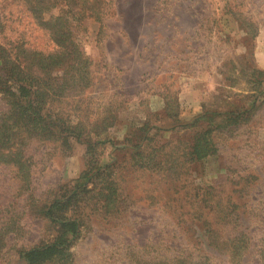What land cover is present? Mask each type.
I'll list each match as a JSON object with an SVG mask.
<instances>
[{"label": "rangeland", "instance_id": "obj_1", "mask_svg": "<svg viewBox=\"0 0 264 264\" xmlns=\"http://www.w3.org/2000/svg\"><path fill=\"white\" fill-rule=\"evenodd\" d=\"M81 5L100 12L69 23L87 74L54 22L70 0H0V70L16 59L38 80L47 122L16 128V88L0 85L12 144L0 151V264L52 243L59 225L43 210L106 165L112 199L71 207L79 234L37 264H264V0ZM214 70L217 99L179 117V93L209 86ZM213 111L222 118L203 115ZM206 127L216 152L190 161Z\"/></svg>", "mask_w": 264, "mask_h": 264}, {"label": "trees", "instance_id": "obj_2", "mask_svg": "<svg viewBox=\"0 0 264 264\" xmlns=\"http://www.w3.org/2000/svg\"><path fill=\"white\" fill-rule=\"evenodd\" d=\"M70 1L72 2V6H70V8L67 10V14L70 17L57 16L54 22L56 23V25L58 24L57 30H62V34H59V36L63 35L64 40H67L70 44H72V50L75 54L76 62L82 64V73H85L87 70V60L83 58L80 51L75 48L76 45H74V43L70 39V31H68V29H70L69 23H71V25L77 24L83 18L91 17L93 15L97 16L100 12L92 9V6L86 7L81 5L83 3H90L91 0ZM122 30L125 32V36H129V33L126 29ZM0 57L3 58L5 63L7 57H3L2 55H0ZM6 62L8 63L9 60H7ZM17 62L18 61L16 59L11 61L10 66L8 68L7 66L6 68H4L6 69L5 73H2V71L0 70V73L4 76L3 77L0 74V85L4 88H6V86L10 87V85L7 84L8 82H11V86L15 87L16 91L18 92H8V94L13 96V104L15 106L14 110L11 112L12 118L14 119L12 121V124H15L17 128L20 121L28 120L37 122L39 126H45L47 124L45 116L46 114L43 112V104H40V102L42 101V91L40 90L39 84L37 83L38 80L24 69L25 66H23L21 63L16 64ZM87 77L86 75L81 76V79L85 81L84 86H86L88 82L89 78ZM220 114L221 112L213 111L211 113H204L203 115H211V119H214L215 116L219 117ZM203 115L200 114L196 116L192 121H189L188 123L180 124L178 123V120H175L174 124L178 123L180 124V128L188 129L190 127H193L195 122L194 120L202 117ZM222 115H224L225 119L230 118L229 112H224L222 113ZM225 115H227V117H225ZM7 121L0 122V151L3 150L4 154L9 153L12 146V144H9L11 136L7 137ZM146 123H144L143 126H146ZM149 128H146V130L148 131ZM212 130L213 129L211 127H206L205 129L199 130L194 133L193 137L191 138L189 151L186 153L187 155H189L190 161L202 159L203 157L216 152V147L211 140ZM13 133H16V131ZM140 153H142V151H140ZM18 155L19 153L15 152L14 156L16 157ZM107 167L108 165L103 168L97 167L87 169L80 177V181L75 182L74 187L66 191L64 195L53 200L43 210L44 217L56 222L59 225V233L54 241H52V243L22 251L21 257L24 260L25 264H37L46 258L52 257L54 254H57L58 252L65 249L70 244L71 240L77 237V235L79 234L80 223L76 216H68L67 212L71 209V207L77 209L79 203L87 199V196L89 194L96 195L98 199H101L105 202H108L112 199L113 195L116 193V187L114 186L113 180L110 178L109 174L104 173ZM82 193L86 194L80 197ZM73 214H75V212ZM59 247L62 248V250H59ZM237 254L239 255L238 252Z\"/></svg>", "mask_w": 264, "mask_h": 264}, {"label": "crops", "instance_id": "obj_3", "mask_svg": "<svg viewBox=\"0 0 264 264\" xmlns=\"http://www.w3.org/2000/svg\"><path fill=\"white\" fill-rule=\"evenodd\" d=\"M216 75H219V73L214 70V72H212V74L210 75L211 82L209 86L204 85L203 87H201L200 85H195L192 88L181 91L179 93V102H180L179 117L189 112L192 113V112H197L198 110L200 111L202 107L201 102L207 100L206 98H211L212 101L217 99V97L215 96L216 94L217 95L220 94V89H219L220 79H218V77H215ZM217 84H218V87H217ZM206 105L207 107L217 108V105H215V103H211V104L206 103Z\"/></svg>", "mask_w": 264, "mask_h": 264}]
</instances>
